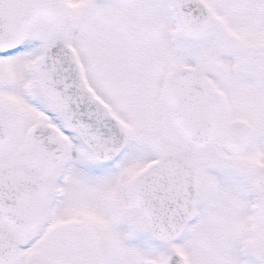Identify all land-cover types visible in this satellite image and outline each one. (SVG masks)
Masks as SVG:
<instances>
[{
    "label": "snow or ice",
    "instance_id": "snow-or-ice-1",
    "mask_svg": "<svg viewBox=\"0 0 264 264\" xmlns=\"http://www.w3.org/2000/svg\"><path fill=\"white\" fill-rule=\"evenodd\" d=\"M0 264H264V0H0Z\"/></svg>",
    "mask_w": 264,
    "mask_h": 264
}]
</instances>
